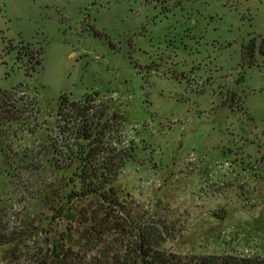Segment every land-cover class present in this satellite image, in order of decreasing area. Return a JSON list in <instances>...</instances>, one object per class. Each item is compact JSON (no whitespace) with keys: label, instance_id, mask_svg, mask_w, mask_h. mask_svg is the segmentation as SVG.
I'll list each match as a JSON object with an SVG mask.
<instances>
[{"label":"rangeland","instance_id":"374dc122","mask_svg":"<svg viewBox=\"0 0 264 264\" xmlns=\"http://www.w3.org/2000/svg\"><path fill=\"white\" fill-rule=\"evenodd\" d=\"M180 1L0 0V207L17 237L0 264L49 262L53 243L76 264H140L141 236L168 257H264V0ZM61 94L103 109L93 139L126 160L115 205L69 198L57 125L80 119Z\"/></svg>","mask_w":264,"mask_h":264},{"label":"trees","instance_id":"16d2710c","mask_svg":"<svg viewBox=\"0 0 264 264\" xmlns=\"http://www.w3.org/2000/svg\"><path fill=\"white\" fill-rule=\"evenodd\" d=\"M254 50L255 44L254 42H250V44L247 45L246 52L252 56ZM258 51L264 56V36L259 42ZM37 53H41V51ZM37 63H40V61L37 60ZM22 87L23 85L19 84L11 89L17 90ZM7 91L8 90L2 92L3 104L1 103L0 108H4L6 113L10 112L12 114L13 109L9 111L5 109L7 100L12 98ZM95 94L98 93L96 92ZM92 100L93 99L85 98L84 102L74 101L70 100L64 94H61L58 98L59 109L64 108L80 119L79 125H57L58 128L62 129L61 134L65 135L67 133L69 139L75 144V153L73 157H69V160L75 165L72 171L73 173L69 176V181L72 183L71 190L69 191V198H86L94 196L100 199L102 203L112 206L117 204V195L111 184L116 180L118 169L126 160L124 159L121 162L109 155H102V147L94 141L93 137L95 134H98L97 129L99 125L90 124L94 123L95 118L99 121L103 115V109L97 110L91 105L90 102H92ZM89 111H92L91 115ZM1 118L3 119L2 115ZM11 126L12 125H0V128L4 129L5 132H10ZM66 172L67 170L62 174ZM67 208L68 207H65L64 211H67ZM1 214L4 215L2 207H0V230H2V233H0V245H13L17 237L14 230L9 231L8 222L2 218ZM19 227H21V225ZM145 244L144 238L141 236L139 243L140 252L138 255L140 264H264V257L257 255H201L194 256L190 259H184L179 255L172 254L168 257L169 255L166 256L163 252H153L149 248H144ZM50 246V261H46L45 255H43L38 258L44 257L40 264H76V257L74 256L73 258L70 253L65 252L62 243H53ZM123 262L124 261H121V259L117 257L115 262L111 264H121Z\"/></svg>","mask_w":264,"mask_h":264},{"label":"flooded vegetation","instance_id":"af4514ba","mask_svg":"<svg viewBox=\"0 0 264 264\" xmlns=\"http://www.w3.org/2000/svg\"><path fill=\"white\" fill-rule=\"evenodd\" d=\"M168 1H170V3L168 4V7L169 8H166V10H169V9H171L172 11H176V9H177V11H178V9L180 8V6H178L179 5V3L181 2L180 0H167V2ZM182 9L184 8V7H181ZM186 12L188 13V10H186ZM189 16V15H188ZM182 19V20H181ZM175 22L177 23V22H180V21H182V22H185V16L183 17V15H180V17L179 16H177L176 18H175Z\"/></svg>","mask_w":264,"mask_h":264}]
</instances>
